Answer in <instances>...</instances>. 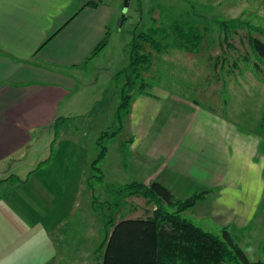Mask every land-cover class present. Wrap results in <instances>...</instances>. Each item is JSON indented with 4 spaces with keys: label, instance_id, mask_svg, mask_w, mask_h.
Listing matches in <instances>:
<instances>
[{
    "label": "crops",
    "instance_id": "crops-1",
    "mask_svg": "<svg viewBox=\"0 0 264 264\" xmlns=\"http://www.w3.org/2000/svg\"><path fill=\"white\" fill-rule=\"evenodd\" d=\"M88 2L97 5L89 6ZM114 20V11L105 0H0V264L102 261L96 258L102 242L96 249L90 244L92 238L103 241L105 237L101 207L91 196L84 217L80 211L82 191L97 181L92 178L90 164L98 153L90 159L82 156L85 136L64 130L86 102L81 98L73 103L78 82L99 78L97 71L86 77L84 70L107 46ZM103 40L106 46L92 55ZM136 97L126 117L128 125L125 121L117 131L129 133L124 145L127 155L118 169L129 173L122 186L155 181L183 200L189 196L183 193L212 187L222 180L219 166L225 162L223 143L211 133L203 134L211 126L186 125L192 132L174 137L171 131L184 124L169 121L163 127L170 131L164 132L168 135L156 136V118L142 124L136 116L159 111L157 98L146 93ZM102 133L92 139L94 153ZM34 145L42 153L32 151ZM205 153L210 160L204 159ZM105 160L106 156L101 162ZM99 168L105 180L100 164ZM262 191L257 188L254 192L258 195ZM127 200L113 213L116 223L150 216L152 205L146 206L144 199L146 212L142 217L132 215L136 207L125 210ZM261 202L249 197L226 207L235 210L236 228L251 226ZM80 223L84 225V239ZM91 253L94 261L89 259Z\"/></svg>",
    "mask_w": 264,
    "mask_h": 264
},
{
    "label": "rangeland",
    "instance_id": "rangeland-1",
    "mask_svg": "<svg viewBox=\"0 0 264 264\" xmlns=\"http://www.w3.org/2000/svg\"><path fill=\"white\" fill-rule=\"evenodd\" d=\"M105 2L113 9L115 18L114 25H110V38L97 60L84 70L86 77L97 71L99 78H85L78 82L73 103L81 98L86 102L78 107V117L71 119L64 131L75 132L80 137L84 135L86 142L82 146V156L95 158L99 149L96 148L94 153L92 139L96 134L112 133L119 127L115 114L124 81L114 77L129 64L133 33L148 34L150 29L158 30L156 39L161 47L159 51L142 42L143 53L151 56L150 67L143 72L142 79L147 84L143 93L157 98L155 103H159V111L153 115L150 110L142 112L136 119L144 124L156 118L158 128L153 127V131L157 130L156 136L168 135L164 132L169 130L163 127L169 121L184 124L171 131L170 135L174 137L189 135L192 129L186 125L204 123L212 127L213 130L211 127L204 129L203 134L211 133L223 143L225 162L219 166L223 172L222 180L212 187L183 193V196L189 194L187 198L197 193L205 194V198L181 216L214 235H220L221 229L227 228L249 261H264V59L254 54L247 44L248 33L264 42V0ZM123 17L125 21L121 25ZM218 22H233L239 27L236 33L229 32L228 40L224 42ZM177 24H191L200 32L202 40L197 50L187 51L175 46L177 35L172 28ZM137 95L139 93L135 90L133 99ZM126 117L121 118L122 125ZM152 134L155 135V132ZM128 136L125 130L114 139L104 141L106 160L99 164L106 179H98L94 173L92 178L97 181H91L90 186L82 191L81 217H84L91 196L96 198V204L106 216H113L115 210L121 209L122 200L119 208H112L119 201L113 189L123 187L121 184H126L129 178L127 171L118 170L127 155L124 154V145ZM37 146L34 145L32 151L40 148ZM38 152L42 153V149ZM214 152L218 154L216 147ZM204 159L211 158L205 153ZM87 188L89 190L86 191ZM257 188L263 189L258 195L254 192ZM245 189L252 192L247 193ZM249 197L262 202L253 214L251 226L239 230L236 228L235 210L226 207H233L234 202ZM143 203L142 198L129 197L125 210L136 207L132 215L145 216ZM113 217L115 220L116 214ZM83 226H79L82 239L85 238ZM101 242L98 238H92L90 244L96 249ZM82 247L88 249L85 245ZM102 256L103 249L99 248L96 258L100 261ZM93 258L91 253L89 259L94 261Z\"/></svg>",
    "mask_w": 264,
    "mask_h": 264
},
{
    "label": "trees",
    "instance_id": "trees-1",
    "mask_svg": "<svg viewBox=\"0 0 264 264\" xmlns=\"http://www.w3.org/2000/svg\"><path fill=\"white\" fill-rule=\"evenodd\" d=\"M87 4L92 7L97 5L96 2ZM218 25L224 42L228 40L229 32L236 33L239 27L233 22H218ZM172 29L177 35L176 47L187 51L197 50L202 40L197 29L191 24H177ZM157 34L156 29H150L148 34L133 33L129 64L115 75L116 80L124 81L116 112L119 128L112 133L104 132L98 138L99 152L90 164L92 177L95 173L98 179H103L98 167L106 155L103 143L121 129V118L129 114L135 90L142 94L147 88L142 74L150 67L151 56L143 53V43L159 51L161 47L156 39ZM106 43L103 40L92 55H96ZM247 44L254 54L264 59V42L248 33ZM138 82L140 84L137 86ZM116 194L119 201L113 204V209L120 207L121 200L138 197L144 199L147 206L152 205L153 210L146 218L117 223L113 216L103 214L105 237L99 245L103 249L100 264H264V261H249L227 228H222L220 235H214L182 218L181 215L203 200L205 194L197 193L185 200L176 199L164 185L155 181L147 185L133 182L120 188Z\"/></svg>",
    "mask_w": 264,
    "mask_h": 264
},
{
    "label": "water",
    "instance_id": "water-1",
    "mask_svg": "<svg viewBox=\"0 0 264 264\" xmlns=\"http://www.w3.org/2000/svg\"><path fill=\"white\" fill-rule=\"evenodd\" d=\"M124 21H125V18L123 17V18H122V21H121V25L123 24Z\"/></svg>",
    "mask_w": 264,
    "mask_h": 264
}]
</instances>
